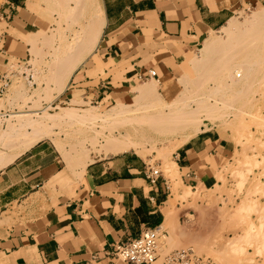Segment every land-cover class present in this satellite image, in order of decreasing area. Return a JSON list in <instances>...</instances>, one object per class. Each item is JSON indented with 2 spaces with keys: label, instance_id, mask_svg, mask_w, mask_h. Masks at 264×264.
Listing matches in <instances>:
<instances>
[{
  "label": "crops",
  "instance_id": "0c3cea01",
  "mask_svg": "<svg viewBox=\"0 0 264 264\" xmlns=\"http://www.w3.org/2000/svg\"><path fill=\"white\" fill-rule=\"evenodd\" d=\"M89 2L97 12L87 34L69 44L82 49L96 35V21L101 30L92 52L73 69L60 94L100 106L127 103L133 88L150 79L170 96L177 66L209 32L241 8L264 7V0ZM30 3L0 0V83L9 57L20 59L30 32L47 27ZM228 151V141L217 129L197 132L171 154L178 183H211ZM147 160L133 149L94 154L78 177L66 166L61 169L51 141L43 138L29 146L0 169V213L13 203L25 213L23 221L0 224V264H126L113 255L112 244L146 226L161 225L172 210L169 180L160 170L156 182H149L143 174ZM54 180L78 183L49 197L44 187Z\"/></svg>",
  "mask_w": 264,
  "mask_h": 264
},
{
  "label": "rangeland",
  "instance_id": "374dc122",
  "mask_svg": "<svg viewBox=\"0 0 264 264\" xmlns=\"http://www.w3.org/2000/svg\"><path fill=\"white\" fill-rule=\"evenodd\" d=\"M89 1L31 0L29 7L35 11L39 18L40 16L44 18L47 27L42 30L44 33L41 36L38 33L37 35H35L36 33L31 34V37L37 36L34 46L27 43L30 42L29 38L26 39V42L19 34L20 39L27 43V48L25 47V52L22 53L20 59L9 57L10 60L0 83V131L12 120V113L16 110L39 108L48 103L53 106L63 105L71 100L61 94L53 96L56 87L52 80H48L51 70L48 66H51L53 61L55 62V56L62 53V46H66L76 39L80 41V38L82 40L86 36L91 15L95 16L97 12ZM253 10L255 8H241L231 18L241 22ZM222 29L223 27H220L212 33L221 39L226 38ZM202 41L185 55L177 66L172 81L174 89L170 96L165 95L157 83V90L163 99L170 100L172 96L179 93L182 89L181 82H178L181 75L186 76L187 74L186 77H193L196 74L189 61L192 56L198 54V48ZM31 46H33V51ZM56 47H59L58 51ZM263 72L264 66L248 88L250 92L245 90L247 94L239 96L230 107H225L222 117L210 126L226 137L229 144L227 157L214 173L211 183L199 184L196 187H183L178 183L177 176L171 175V166L168 168L167 166L172 162L173 149L169 150V148L181 140L182 134L160 133L144 124L118 126V123H115L117 120L112 121L111 119L83 121L80 117H62L55 122L48 123L55 133L52 137L44 139L51 141L58 150L61 169L66 166L70 171L74 161V158L71 157L73 148L76 150L83 148L85 154L87 153L93 158L94 154L102 155L114 152L109 148L107 150L106 146H102L105 135L109 133L117 137L127 135L131 139L139 141L144 145L145 148L140 146L145 151L138 145V152H136L146 157L150 165L159 168L169 180L171 193L169 200L173 220L169 225L160 226L162 233L157 243L158 253L191 248L195 254L211 257L217 264H264ZM152 81L155 82L153 79L146 82L151 83ZM213 84L212 81L207 83L208 87H213ZM242 89L244 88L239 86L236 90L241 91ZM242 93L240 92V94ZM133 97L127 103L132 102ZM241 100H246V102ZM146 101L143 99L141 103L145 104ZM86 103L101 111L112 104L100 106L89 101ZM35 116L37 115L34 114L32 117L35 118ZM126 128L129 131H126ZM92 143L95 144L92 145ZM60 145L62 148H59ZM164 145L165 147H163ZM55 183L58 182L54 180L44 187L49 197H53L62 190L72 188L78 181L71 186L58 183V190L54 186ZM174 186L176 187L175 193L172 192ZM24 217L23 206L13 203L0 213V224L11 225L14 222L23 221ZM158 262L159 260H156L151 264H158Z\"/></svg>",
  "mask_w": 264,
  "mask_h": 264
},
{
  "label": "bare ground",
  "instance_id": "6f19581e",
  "mask_svg": "<svg viewBox=\"0 0 264 264\" xmlns=\"http://www.w3.org/2000/svg\"><path fill=\"white\" fill-rule=\"evenodd\" d=\"M250 13L241 22L232 18L228 19L222 26L223 33L226 35L225 39L219 38L212 31L202 39L198 54L192 56L189 61L196 74L193 77H186L187 74L186 76L181 75L178 82H181L182 89L178 90L179 93L170 100H165L161 97L157 91V83L152 81L151 83H139L133 88L135 94L132 102L116 103L102 111L88 105L84 100L77 99H71L67 104L63 105L53 106L48 103L46 106L39 108L14 111L12 120L0 131V169L35 142L45 137H52L55 132L49 127L48 123L55 122L62 117H80L83 121L111 119L112 121L117 120L115 123H118V126L144 124L160 133L182 134L181 140L169 148V150L173 149L174 151L191 136L201 130L208 129L213 122L220 119L224 113V108L230 107L232 102L237 100L239 96L247 94L248 88L256 79L257 74L261 72L264 66V7L256 8ZM93 18L97 20L96 17ZM93 22L92 24H95ZM94 27L96 35L91 41L84 43L85 45L81 44L83 45L82 49L86 47L84 50L81 48L79 50L77 43L62 46L63 51L62 53L60 52L59 56H55V62L53 61L51 66L47 65L51 69H48L50 72L48 74L49 78H47L52 80L56 87L54 97L63 91L73 69L95 47L101 30V23L96 21ZM33 33H36L35 35L38 33L41 36L44 32L32 30L30 34ZM34 36L29 38V45H35L37 36ZM33 46H31L32 51L34 50ZM56 48L58 51L59 47ZM29 50H31L30 47ZM209 81L214 83L213 87H208L207 83ZM239 86L244 88L242 89L243 91L236 90ZM245 90L248 91L245 92ZM240 92L243 93L240 94ZM143 99L147 100V103L142 104ZM243 102H246V100ZM38 111L40 112L38 113ZM34 114L37 115L35 118L32 117ZM126 131L129 130L127 129ZM103 142V147L106 146L107 150L109 148L114 152L129 148H134V151H137L138 145L144 147L139 141L133 140L127 135L117 137L109 133L105 135ZM142 146H140L141 149ZM73 150L71 157L74 158V161L70 169L75 175L80 177L87 163L92 158L87 153L85 154L83 148L77 150L73 148ZM169 164L167 168L171 166L172 169V174H170L172 176L177 175L174 162L172 161ZM172 192H176L175 186ZM172 215V210L167 212L160 226L169 225L173 220Z\"/></svg>",
  "mask_w": 264,
  "mask_h": 264
},
{
  "label": "built area",
  "instance_id": "2783aa9c",
  "mask_svg": "<svg viewBox=\"0 0 264 264\" xmlns=\"http://www.w3.org/2000/svg\"><path fill=\"white\" fill-rule=\"evenodd\" d=\"M153 76L155 71L149 70ZM145 178L154 183L160 176V169L148 165L143 169ZM162 233L160 225L146 226L138 235L115 241L112 253L126 264H151L159 260L158 264H217L211 257L197 255L191 248L173 249L160 254L157 251L158 239Z\"/></svg>",
  "mask_w": 264,
  "mask_h": 264
}]
</instances>
